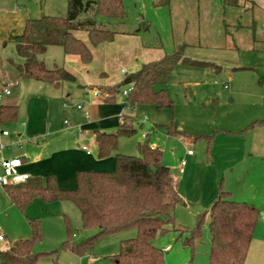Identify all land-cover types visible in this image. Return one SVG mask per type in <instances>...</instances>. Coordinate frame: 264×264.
Masks as SVG:
<instances>
[{
  "label": "rangeland",
  "instance_id": "1",
  "mask_svg": "<svg viewBox=\"0 0 264 264\" xmlns=\"http://www.w3.org/2000/svg\"><path fill=\"white\" fill-rule=\"evenodd\" d=\"M12 1L0 0V6H9ZM121 1L126 12L123 20L99 18L98 23H102L108 29L115 30L116 35H121L122 38H119L118 43L121 42L122 47L127 44L129 47L144 45L149 48H158L157 50L160 52L163 49L165 53L170 54L177 45L189 44L185 54L191 60L213 62L221 67V71L216 73L213 70L187 68L177 64L168 77L167 81L170 84L168 82L167 87L156 88L169 89L167 92L169 99L173 102V108L157 110L148 105L136 106L134 111H130L131 116L137 121L136 132L128 137H121L118 141V153L129 156H135L138 144H142L147 139L149 146L154 144L162 152V164L169 168L181 199V203L171 212L175 231L170 229L164 234H158L153 244L160 250L166 246L170 247V250L164 253L165 264H207L211 239L208 215L204 217L201 238L194 248L185 247L182 242L195 226L197 217L205 212L210 202L217 196L218 187H221L222 191L232 193V200L244 202L259 211V219L253 235L255 240L253 242L252 239L244 264H264V257L261 258L260 250L255 245L257 239L264 240V162L249 160L244 156V160H240L235 167L225 166V146L228 144L242 149L244 141L242 138H225V134L218 130L221 128V125H218V120H221L222 116L215 101L218 94L228 93V90H223L221 87L228 79L226 77L227 70H225L227 65L238 64L239 60L252 62V67L255 64L258 65L254 67V70L260 74V79L264 78V56H262L264 55V43L261 42L264 41V11L258 5L255 6L251 3L246 6L240 5L241 7L225 9L221 0H200V2L197 0H173L170 9L155 8L153 6L155 0ZM17 4L23 10H30L31 16L35 19L41 16L63 18L67 12V0H17ZM252 19L256 22L255 31L251 28ZM237 21L243 26L239 32L233 27ZM224 23L230 26L228 32L234 36L238 46L236 49H227L236 53L234 54L237 59L234 62L231 58L236 57H233L231 53L225 55V49H223L224 53L221 57L217 58V62L214 59H207L209 52L215 53L222 50V48L211 46H215L218 37L223 34ZM254 32L260 41L255 43V48L258 50L256 52L251 50ZM199 33L202 36L201 46L197 45ZM74 36L80 38L92 51L86 32L76 31ZM218 41L220 40L218 39ZM226 42L231 44L230 39ZM117 46L111 47L112 56H115V59L105 57L108 54L106 55L102 45L95 50V65L102 66L104 64L103 66H106L107 64L102 69L104 75H99L96 78L97 84L118 85L124 80L125 75L131 73L129 61L125 60V54L114 53V50L118 49ZM212 48L219 50L211 51ZM60 51L61 48L58 46H50L37 58L43 61L48 69L53 68V63H56V67H60L61 63L58 61L62 55V51ZM0 52L2 59H9L14 63H20L22 60L16 54L12 44L5 49L0 48ZM254 59H258V62L255 63ZM107 60L111 62H107ZM254 70L249 72L238 70L237 72L248 73L249 77H253L254 81H257L256 73L252 72ZM122 72H125V75ZM229 72L231 73L232 70ZM12 78V81L22 83V79L17 75ZM194 81L201 82L195 87L183 85ZM2 83L3 81H0V87ZM129 88L130 85L122 86L116 99L122 97L121 91H128ZM178 124L183 127L185 132L212 137L210 146L205 138L194 140L191 136L183 137V144L180 141L181 137L166 133L164 126L177 127ZM149 127L151 128L150 131H147L149 135L146 139V130H149ZM155 127L156 130H154ZM187 150H190L192 155L188 156ZM241 152L243 154V149ZM181 161L185 162L184 166L181 165ZM238 178H243L249 184L243 193L239 192L240 194L236 192ZM249 188L255 189L256 193L249 194ZM21 216L22 222L16 229L25 226L29 228V219H35L40 224L42 240L34 245L33 252L36 253H48L58 249L59 245L68 238L73 243L79 244L94 237L97 232L95 229L83 227L79 211L73 203L68 201L44 204L36 198L25 208ZM65 218L68 220V229L64 224ZM3 220L4 223L0 222L9 226V221L6 218ZM134 237L135 230L128 229L97 240L95 238L90 252L83 256H77L68 251L60 252L57 256H42L37 264H113L110 257L119 252L120 242ZM11 242V237H7L5 242L0 243V249Z\"/></svg>",
  "mask_w": 264,
  "mask_h": 264
},
{
  "label": "trees",
  "instance_id": "2",
  "mask_svg": "<svg viewBox=\"0 0 264 264\" xmlns=\"http://www.w3.org/2000/svg\"><path fill=\"white\" fill-rule=\"evenodd\" d=\"M221 1L225 9L241 7L237 0ZM172 5L173 0L153 2L157 9H170ZM125 15L121 0H67V12L63 18L41 16L27 19L22 33L13 39L15 51L22 59L19 64L13 63L17 77L46 82L55 87L61 82L74 81L70 72L64 68L48 69L37 56L45 52L48 46H59L64 54L76 55L82 63L88 64L92 61L90 49L74 36V32H86L93 46L112 42L117 32L98 23V19L121 21ZM253 19L251 28L255 31L256 22ZM223 27V34L218 37L220 41L217 39L215 46L211 47L236 49L238 46L234 36L228 32L230 26L224 23ZM233 27L238 32L243 28L239 21ZM197 37V45L201 46L200 33ZM228 39L231 44L226 42ZM252 42L251 50L258 51L255 43L260 41L256 38V32ZM189 46L184 43L177 45L172 54L142 64L138 71L125 75L121 84L104 87L105 101L113 103L121 87L130 85V92L124 100L126 106L152 105L157 110L172 108L167 91L156 90V87L166 84L170 72L178 63L190 67H214L211 63L185 58L183 52ZM15 117V105L0 103V123L12 122ZM136 124L133 117L124 115L114 132H93L97 158L114 157L111 171H78L74 188H59L54 177L45 180L29 178L21 184L4 187L21 213L36 198L44 204L68 201L79 211L83 227L97 232L94 237L79 244L68 238L58 249L36 253L33 249L42 240L41 227L37 220L29 219L30 237L13 241L7 249L0 250V264H37L42 256H57L66 251L83 256L90 252L95 238L97 240L128 229L135 230V237L120 242L119 252L110 257L113 264H165L164 250L158 249L153 242L158 234L170 229L175 231L171 212L181 203V199L169 168L162 164V152L149 146L147 140L138 144L135 156L118 153L119 139L133 135ZM164 127L168 135L181 138L191 136L177 131L173 125ZM205 139L210 146L212 137ZM205 215L209 216L211 237L207 264H244L258 222V210L244 202L232 200L230 193L218 187L217 196L197 217L195 226L182 242L183 246L193 249L200 240ZM64 224L68 229L66 218Z\"/></svg>",
  "mask_w": 264,
  "mask_h": 264
},
{
  "label": "crops",
  "instance_id": "3",
  "mask_svg": "<svg viewBox=\"0 0 264 264\" xmlns=\"http://www.w3.org/2000/svg\"><path fill=\"white\" fill-rule=\"evenodd\" d=\"M237 1L241 6H246L248 3L255 6L258 5L264 11V0ZM27 19L35 18L31 16L30 10L21 9L17 4V0H13L9 6H0V48L5 49L8 45H13V39L22 33ZM119 38H122L121 35H115L112 42L96 46L91 44L92 51L90 47L88 48L92 55V61L88 64L82 63L76 55L64 54L62 48L58 46L62 51H60L62 55L58 60L61 66L56 67V63H53V68L51 69L64 68L74 76V81L61 82L57 87L32 79H22L21 84L18 81H14L16 82V85L12 88L14 90L11 89V94L4 97V101L2 100L1 102V104L15 105L16 117L12 122L0 123L1 129L9 133L7 137H0V142L5 147L0 151V157L4 159L18 158L23 162L19 172L29 174L30 178L38 177L42 180L47 177H54L57 186L65 189L75 187V176L78 171H111L114 166V157L97 158L93 132L96 130L114 132L122 116H131L130 111H134L136 106H126L123 95L113 103H107L104 99L105 96L93 95V92L104 93L102 89L107 87V84H97L98 82H96V78L99 75H104L102 69L107 64L106 66H103L104 64H101L102 66L95 65V50L102 45L106 55L108 54L109 56L105 57L115 59V56H112L111 47L118 45V49H115L114 53L118 54L121 52V54H125V60L129 61L131 73L138 71L142 64L158 60L169 54L165 53L163 49L160 52L157 50L158 48H149L144 45L129 47V44H127L123 48L122 43H118ZM175 48H173V52L176 50ZM106 49L108 50L106 51ZM212 49L210 50H219ZM186 51L187 48L184 49V57L191 59L185 54ZM110 53L111 55H109ZM223 53V49L221 52H209L207 54L209 58L207 59L216 61ZM230 53L233 57H236L231 58L232 62H234L237 59L236 53L225 49V55ZM239 56L238 60L240 59ZM257 60L255 63L258 62ZM107 62L111 61L107 60ZM239 62L238 64L225 66L228 79L221 87L223 90H228V93L218 94L215 100L218 106L217 109L218 111L221 110L222 116L221 120H218V125H221L218 130L225 134V138H242L244 141L243 154L241 147L238 148L228 144V146H225V166L229 165V167L238 165L240 160H244V156L249 160L264 162V78L260 79V74L254 70V67L258 65L255 64L252 67V62H246L245 60L242 62L239 60ZM13 63L12 60L0 58V81H3L0 91L16 75L14 64L19 63ZM207 63L213 64L214 67L200 68L178 64L187 68L213 70L216 73L221 71V67L218 64ZM229 70H232V72L230 73ZM238 70L246 72L254 70L252 72L256 73L255 78L257 81H254L253 77H249L248 73L237 72ZM123 74L125 75V72ZM168 82L166 81L164 87H167ZM200 82H187L183 85L195 87ZM167 90L169 92V89ZM174 127L177 131L187 135L199 138L209 137L185 132L179 124ZM150 128L146 130V139L149 135L147 131H150ZM154 130H156V127ZM83 147H87L90 153L87 154L82 149ZM151 147L157 148L154 144ZM238 181L236 192L239 193L241 191L243 193L249 184L243 178H238ZM4 187L0 186V221L4 223L3 218H6L9 221V226L0 222L4 235V240L0 243L5 242L7 237H11L12 242L28 239L31 235L30 227L27 228L23 223L25 227L16 229L23 218L19 209L7 195ZM249 189L252 190L249 194L256 193L255 189ZM230 197H232V193H230ZM252 239L254 242V236ZM8 245H5L0 250L7 249ZM255 245L260 250L261 258H263L264 240L257 239ZM169 250L170 247L168 250H164V253Z\"/></svg>",
  "mask_w": 264,
  "mask_h": 264
},
{
  "label": "built area",
  "instance_id": "4",
  "mask_svg": "<svg viewBox=\"0 0 264 264\" xmlns=\"http://www.w3.org/2000/svg\"><path fill=\"white\" fill-rule=\"evenodd\" d=\"M16 85V82L9 81L7 82L2 90L0 91V103L2 102L3 98L9 96L11 94V89ZM130 92V88L127 90L122 91L123 96H127ZM93 95L97 96H105L104 93L93 92ZM79 108V107H78ZM9 135L8 131L1 129L0 127V137H7ZM145 137V136H144ZM184 139L181 138V143L184 144ZM5 147L0 142V151ZM87 154L90 153L87 147L82 148ZM186 154L192 155L190 150H187ZM22 161L18 158H11V159H4L0 157V186H7V185H18L25 182L27 179L30 178V175L27 173L19 172V168L22 166ZM181 165L184 166L185 162L181 161ZM4 240V235L0 227V242ZM169 247H166L164 250H168Z\"/></svg>",
  "mask_w": 264,
  "mask_h": 264
},
{
  "label": "water",
  "instance_id": "5",
  "mask_svg": "<svg viewBox=\"0 0 264 264\" xmlns=\"http://www.w3.org/2000/svg\"><path fill=\"white\" fill-rule=\"evenodd\" d=\"M250 191H252L251 189L248 190V193H250Z\"/></svg>",
  "mask_w": 264,
  "mask_h": 264
}]
</instances>
